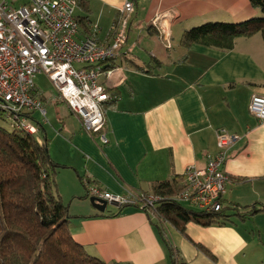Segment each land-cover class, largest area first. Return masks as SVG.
I'll use <instances>...</instances> for the list:
<instances>
[{"label": "crops", "instance_id": "crops-1", "mask_svg": "<svg viewBox=\"0 0 264 264\" xmlns=\"http://www.w3.org/2000/svg\"><path fill=\"white\" fill-rule=\"evenodd\" d=\"M125 1L78 0L77 37L95 24L97 39L107 41ZM129 1L127 37L110 63L115 70L108 79L100 76L114 94L103 106L107 142L86 132L58 94L40 92L45 111L55 103L50 119H57L50 132L42 126L51 159L63 166L55 175L56 193L73 216L67 223L72 239L106 263L171 264L155 216L113 203L99 212L88 204L85 188L151 193L155 183L203 166L223 128L239 136L223 164V205L232 213L233 206L244 212L264 204V120L247 110L252 94H264V38L260 32L236 37L229 50L180 43L193 26L262 13L249 0ZM162 222L176 264H264V211L208 226L188 221L182 231Z\"/></svg>", "mask_w": 264, "mask_h": 264}, {"label": "built area", "instance_id": "built-area-1", "mask_svg": "<svg viewBox=\"0 0 264 264\" xmlns=\"http://www.w3.org/2000/svg\"><path fill=\"white\" fill-rule=\"evenodd\" d=\"M16 1L0 0V115L11 128L36 134L30 114L39 111L42 124L46 111L33 77L43 72L82 128L99 133L101 143H106L103 106L112 97L100 76L108 79L115 70L110 63L125 43L133 2L121 6L111 35L103 42L96 37L95 24L77 37L76 0H25L15 6ZM247 110L264 120V94H252ZM238 139L237 134L218 129L216 152L206 154L203 166H188L184 186L169 198L197 210H220L228 181L223 164ZM88 194L119 208L133 206L149 213L161 198L154 193H111L97 185H89Z\"/></svg>", "mask_w": 264, "mask_h": 264}, {"label": "trees", "instance_id": "trees-1", "mask_svg": "<svg viewBox=\"0 0 264 264\" xmlns=\"http://www.w3.org/2000/svg\"><path fill=\"white\" fill-rule=\"evenodd\" d=\"M249 2L260 9L261 16L240 22H204L186 29L180 43L229 50L236 37L260 32L264 38V0ZM30 117L36 123V134L0 126V264H115L88 254L72 239L67 223L73 216L56 193L55 175L63 166L51 159L44 128L33 114ZM180 180L183 176L155 183L151 192L161 196L151 214L158 219L155 225L171 264H176V253L165 238L162 221L182 231L188 221L208 226L230 221L232 215L245 218L264 211V204H258L244 212L233 206L234 212L229 213L222 200L218 211L185 207L169 198L184 186ZM85 189L88 198V187Z\"/></svg>", "mask_w": 264, "mask_h": 264}, {"label": "rangeland", "instance_id": "rangeland-1", "mask_svg": "<svg viewBox=\"0 0 264 264\" xmlns=\"http://www.w3.org/2000/svg\"><path fill=\"white\" fill-rule=\"evenodd\" d=\"M33 82L37 89L44 94L46 97L55 98L57 96V91L55 87L52 85V83L48 80L47 76L43 72H38L33 77ZM57 106L60 107L61 110H66L67 107L64 103H57ZM46 107V122L44 123V127L46 128V131L50 132V129L52 130V120L55 124H57V119L53 118L50 119L51 113L53 111V108L55 107V103L52 106H45ZM34 117L37 121L41 123V114L39 111H35L33 113ZM0 126L5 128L6 130H10V125L6 118L3 115H0ZM88 199V198H87ZM88 204L89 201H87ZM91 205V204H90ZM194 209V208H192Z\"/></svg>", "mask_w": 264, "mask_h": 264}, {"label": "water", "instance_id": "water-1", "mask_svg": "<svg viewBox=\"0 0 264 264\" xmlns=\"http://www.w3.org/2000/svg\"><path fill=\"white\" fill-rule=\"evenodd\" d=\"M88 201L91 204V206L93 208H95L97 211L99 212H104L106 205H107V201L103 200V199H99L97 197L94 196H89L88 197Z\"/></svg>", "mask_w": 264, "mask_h": 264}]
</instances>
